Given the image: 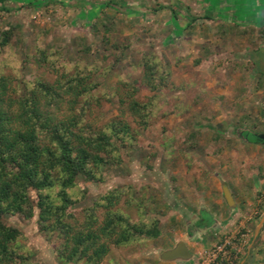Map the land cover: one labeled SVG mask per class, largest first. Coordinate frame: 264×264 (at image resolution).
<instances>
[{
    "label": "rangeland",
    "instance_id": "374dc122",
    "mask_svg": "<svg viewBox=\"0 0 264 264\" xmlns=\"http://www.w3.org/2000/svg\"><path fill=\"white\" fill-rule=\"evenodd\" d=\"M172 1L179 3L175 20L178 29L185 26L181 33L168 24L170 8L176 5ZM235 1L239 4L230 13L239 18L217 19L215 4L205 2L209 9L204 15L197 0L0 1V41L3 32L12 31L9 44L0 46V75L20 93L26 83H53L55 70L87 68L99 84L92 95L101 104L89 117L92 122L101 119L95 125L119 116V84L140 79L145 53L155 54L170 68L168 88L140 93L155 98L147 128L120 151L121 164L106 171L103 182L84 184L85 198L76 210L91 207L110 190L128 188L143 200L149 217L159 219L161 235L112 248L101 264H164L160 253L176 242L177 233L182 234L177 241L196 237L190 222L203 217L205 204L222 206L226 228L201 248L194 264H215V259L235 264L234 248L247 245L251 221L264 211L257 203L259 193L264 194V145L250 148L244 141L245 130L249 141L264 133L259 113L264 75L257 74L264 72V25L255 23L264 16V0L252 6L254 17L252 0ZM189 16L195 20L187 24ZM250 16L253 19L246 20ZM222 182L239 204L235 210L240 213L231 220L233 210L224 200ZM119 207L137 220L135 209ZM3 221L20 230L21 251L34 264H62L55 252L58 241L40 232L37 215L30 220L7 216Z\"/></svg>",
    "mask_w": 264,
    "mask_h": 264
},
{
    "label": "trees",
    "instance_id": "16d2710c",
    "mask_svg": "<svg viewBox=\"0 0 264 264\" xmlns=\"http://www.w3.org/2000/svg\"><path fill=\"white\" fill-rule=\"evenodd\" d=\"M11 38V30L3 32L0 46ZM139 64L140 79L123 80L117 89L119 116L100 126L93 123L100 118L89 120L101 103L92 95L99 84L87 68L55 70L53 83H26L20 93L0 75V264H34L21 251L20 230L4 223L7 216L37 215L40 232L58 241L62 264H101L112 248L160 237L159 219L149 217L128 188L110 190L76 211L84 184L103 182L105 172L121 164L120 151L147 128L155 98L140 93L171 84L170 68L155 54L145 53ZM120 205L135 209L137 220Z\"/></svg>",
    "mask_w": 264,
    "mask_h": 264
},
{
    "label": "crops",
    "instance_id": "0c3cea01",
    "mask_svg": "<svg viewBox=\"0 0 264 264\" xmlns=\"http://www.w3.org/2000/svg\"><path fill=\"white\" fill-rule=\"evenodd\" d=\"M197 1H198V7L201 6V10L203 11L204 15L206 14V12L209 9V7H208L209 4L213 3V4H215V7H213V6L212 7L214 9V12H216V13H214L216 19H217V15L225 16V18H227L228 16L232 17L234 15L235 18H239V17L235 16L234 12L230 13V11H233L235 9V6H237L239 4V1H237V2L235 0H210V2H209V0H202V1L197 0ZM256 1L257 0H252V5L250 7V9L252 11V14H251L252 17L255 16V15L253 16L254 11H253L252 6L254 5V3ZM205 2L208 5L207 7L204 6ZM172 3H176V5H174L172 8L169 7L170 9L173 10L172 11L173 17H172V21L168 22V24L173 25L174 31H179L181 33L183 31V29L185 28V26L182 25L181 28L178 29V27H177L178 23L175 20V17L178 16V14L175 13V10H177L176 6H178L179 3H178V1H176V2L172 1ZM222 6H226V7L222 8ZM225 9H226V13L223 14L222 11ZM262 11H263V9L261 8L260 10L256 11V14H258ZM244 17H245V15H244ZM252 17L251 18L246 17L247 18L246 20L253 19ZM261 17H259L258 21L255 23H257V24L259 23L261 25H264V16H261ZM190 18H191V16L188 17L189 21L187 22V24H190L191 21L195 20V19L191 20ZM181 35H182V37H185L183 33ZM172 39L173 38L170 37L167 39V41L171 42ZM200 43L201 42L197 41L198 45ZM245 54H246V57L249 59V62H250V58L247 56V52ZM256 58H259V56ZM251 62H254V61L251 60ZM257 74L259 76H263L264 72L263 71H259V72L257 71ZM254 75H255V73H254ZM259 113L262 115V117L264 116V101H263V105L261 106ZM245 132H248V130H245ZM246 136L247 135H245V137ZM244 141H245V139H244ZM246 143L247 144H245V145H249L250 148H252L254 146L259 147L260 145H263V144H255V141H246ZM258 178H260V177H258ZM260 179L262 180L260 182L263 185L264 179L263 178H260ZM257 193H259V192H257ZM256 196H255V198H256ZM253 198L254 197H252V199ZM257 198H260V199H257V201H258L257 203L258 204L261 203L260 209L264 210V194L262 191L259 193V197L257 196ZM216 205H220V202H217ZM234 205H235V207H233V208L229 207L231 210H233V211H230V215H229L230 220L232 219V217H237V215L240 213L239 209L235 210L236 208H239V204H238L237 199H234ZM201 209H202L201 211H204V213H205V214H203L204 219L206 218V220L203 223L205 225L206 224L207 225L204 228L196 227V224L198 223L197 221H198L199 216H195V220L191 221L190 224H191L192 228L194 229V233H195L196 237L192 238L191 236H188L190 239L189 242L183 241L182 239L177 241L176 239H178L179 237L181 238L182 234H180L179 237H177L178 233L177 234L175 233L176 236L173 240H175L176 242H174L171 246H167V248H165L163 251V252H165V251L174 249L179 243H183L190 256L189 257L187 256L186 259H177L174 261H163L160 259V256L163 253L162 252V253H160L159 259L164 264H194L201 248L205 247V246H209L210 244H212V241H213V239H215L216 235H222L225 232V228H226L225 223L227 222V220L226 221L222 220V217L224 215V211L222 209V206L216 207V206H211L209 204L208 205L205 204L204 207H202ZM263 217H264V211L258 217V219L251 221L250 226H251V229L253 228L252 229L253 232H252L251 237L248 240L245 248H240L237 246L234 248V250L236 252L235 253V255H236L235 264H264V221L262 222ZM261 222H262V224H261ZM209 223H211V226H209ZM251 229H250V231H251ZM200 231L203 233V234H201L202 236L200 234H198ZM195 250L197 252H195Z\"/></svg>",
    "mask_w": 264,
    "mask_h": 264
},
{
    "label": "water",
    "instance_id": "95a60500",
    "mask_svg": "<svg viewBox=\"0 0 264 264\" xmlns=\"http://www.w3.org/2000/svg\"><path fill=\"white\" fill-rule=\"evenodd\" d=\"M257 138L263 140L264 143V134H259ZM222 193L228 207L230 208L235 207L234 199L224 182H222ZM263 221H264V217L262 219V222ZM187 256L189 257L190 255L188 254L185 245L183 243H179L174 249L163 252L160 256V259L163 261H174L177 259H186Z\"/></svg>",
    "mask_w": 264,
    "mask_h": 264
},
{
    "label": "flooded vegetation",
    "instance_id": "af4514ba",
    "mask_svg": "<svg viewBox=\"0 0 264 264\" xmlns=\"http://www.w3.org/2000/svg\"><path fill=\"white\" fill-rule=\"evenodd\" d=\"M262 134H264V133H262ZM255 136V135H254ZM256 137V136H255ZM257 141H259L261 144H263L264 145V143H263V140H260V139H258V138H255ZM245 141H249L248 140V137L246 136L245 137ZM205 221V219H204V216L203 217H199L198 218V223L196 224V227H198V228H204L206 225L203 223Z\"/></svg>",
    "mask_w": 264,
    "mask_h": 264
},
{
    "label": "built area",
    "instance_id": "2783aa9c",
    "mask_svg": "<svg viewBox=\"0 0 264 264\" xmlns=\"http://www.w3.org/2000/svg\"><path fill=\"white\" fill-rule=\"evenodd\" d=\"M218 259H215V264H224V260L222 259V260H220V261H217ZM229 263V262H228Z\"/></svg>",
    "mask_w": 264,
    "mask_h": 264
}]
</instances>
